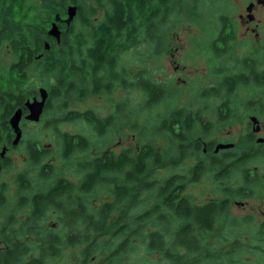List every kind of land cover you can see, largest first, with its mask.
I'll return each instance as SVG.
<instances>
[{
    "label": "trees",
    "instance_id": "trees-1",
    "mask_svg": "<svg viewBox=\"0 0 264 264\" xmlns=\"http://www.w3.org/2000/svg\"><path fill=\"white\" fill-rule=\"evenodd\" d=\"M71 4L78 10L68 25ZM209 9L219 10V1L0 0V48L11 53L0 72V155L15 137L9 118L20 107L27 113L26 100L38 96L28 87L35 76L49 91L43 116H51L43 127L51 130L60 160V166L50 162L53 153L38 138L23 137L12 146L24 148L33 169L16 176L12 205L10 184L0 181V264H57L75 249L81 260L69 264H264V218L232 211L233 202L264 197V143L248 135L243 145L215 153L217 142H206L214 124L203 118L201 107L166 106L154 115L181 92L154 79L146 65L132 73L123 64L126 54L141 47L150 50L148 59L161 55L166 32L183 21L202 23ZM218 12V20L206 19L217 30L208 46L216 59L233 53L237 37L226 7ZM57 15L60 44L48 34ZM262 56L254 46L251 56L237 57L238 74L232 63L215 68L218 82L198 93L202 102L219 98L221 127L241 117L233 94L237 84L245 91L264 86L256 72ZM116 90L142 95L130 123L139 136L137 148L111 149L90 135L62 130L64 123L81 122L99 140L110 130L119 133L124 101L104 116L73 108ZM261 104L254 107L262 114L260 99ZM150 122H158L156 131ZM164 136L170 143L162 152L153 138ZM188 160L194 162L177 172ZM0 165H12L10 156L3 162L0 157ZM161 169L175 171L159 179ZM204 178L220 198L196 203L186 191Z\"/></svg>",
    "mask_w": 264,
    "mask_h": 264
},
{
    "label": "rangeland",
    "instance_id": "rangeland-1",
    "mask_svg": "<svg viewBox=\"0 0 264 264\" xmlns=\"http://www.w3.org/2000/svg\"><path fill=\"white\" fill-rule=\"evenodd\" d=\"M218 1L219 10L226 7V14L230 15L236 23L237 37L233 46V55L231 54L225 58L216 59L210 53L208 46L217 30L215 29V25L209 24L206 19L218 20L219 10L216 11L209 9L205 11L207 17H204L202 23L183 21L171 31L166 32L164 52L161 55H155L148 59L150 50L141 47L137 52L132 51L126 54L123 57V64H126L127 68L132 73L134 70L140 68V65H146L154 79L166 83L169 86H173L181 92L176 100L167 101L165 105L155 108L154 115L163 111V108L166 106H189L193 102L195 107L203 108V118L214 124L212 135L211 137L206 138V142H234L236 146L239 147L245 143L248 134L252 132L251 129H248L245 122L246 119L248 120V115H245L246 100L251 98L250 93L244 92L243 89L239 91L236 97L238 105L237 114L241 117L238 121L233 123V125L231 124L225 127L220 126L219 118L216 113V106L221 104V101L217 100V98H209L202 102L200 98H198V93L205 87H210L218 82L219 77L214 73L215 68L222 67L223 64L225 66L230 65L234 57L251 56L254 46H257L258 50L262 52L263 47L261 48V46H264V4L258 3V0ZM251 2H255V7L253 8L255 20L253 21L249 19V12L246 9ZM214 23L218 24L217 22ZM138 54H142L140 60L138 59ZM10 62L11 53L5 46H3L0 48V72L6 70L7 64ZM28 87L29 89L34 90H38L40 87L47 88L43 85V82L35 76H32L29 80ZM141 96V93L136 90H116L112 96L89 97L83 104L79 106L73 105V108L75 107L80 110L93 108L99 115L104 116L114 111L116 103L124 101L127 105L126 111L124 112L123 117L120 118L119 125L117 126V128H119V133L116 129L110 130L104 136V139L99 140L91 132V128L85 123H64L61 128L62 130H67L71 133L82 132L90 135L89 137L94 141H97L98 144L105 142L111 149L115 148L116 150H120L127 147L137 148L140 142L139 136L131 127L130 123H133L134 119L132 118L136 117L140 108L138 103L142 101ZM146 112H148V110ZM50 116L51 114H48L45 117L42 116L39 122H31L28 120L23 121V137H25L26 142L30 138L40 139L41 145L51 149L50 152L53 153L50 162H56L60 166V160L58 159L59 151L56 147L55 138L51 130L43 127L45 124L44 119H49ZM143 117L144 115L141 116L140 119L142 120ZM140 122L145 123L144 121ZM149 125H151L153 130L155 129L156 131L158 122H150ZM261 125L262 130L259 133V136H264V119L261 121ZM150 134L152 135L153 133L150 132ZM196 138H198V135ZM153 142H155V146L162 152L165 151L167 144L170 143L167 136L153 138ZM6 154L10 156L12 165L5 170L1 168L2 175L0 181H5L10 184V188L6 195L10 199L9 204L12 205L15 203L13 198L15 195L16 176L23 170H32L33 167L29 166L27 163L28 158L24 153L23 147L19 150L10 148ZM193 162L194 161L189 160L184 162L177 169V172H185L186 164H192ZM70 166H72V164H70ZM174 171L175 170L170 169L158 170L157 177L159 179L166 178ZM213 188L214 185L211 181L208 178H204L199 183H191L187 188L186 195L196 203H204L213 198H220ZM232 211L237 215L252 213L257 216L258 221L262 220L264 218V197L248 199L242 202H233ZM78 254H80V251L75 249L70 252L66 259L59 260L57 264H69V262L74 259L81 260Z\"/></svg>",
    "mask_w": 264,
    "mask_h": 264
},
{
    "label": "water",
    "instance_id": "water-1",
    "mask_svg": "<svg viewBox=\"0 0 264 264\" xmlns=\"http://www.w3.org/2000/svg\"><path fill=\"white\" fill-rule=\"evenodd\" d=\"M258 3H262L264 2V0H258ZM255 7V2H251L248 6H247V11L248 13V17L251 21L255 20V15L253 14V8ZM77 6L76 5H69L68 7V17L65 18V22L69 25L77 16ZM60 20V16L57 15L56 19L53 21L50 29L48 30V34L55 38L57 40V43L60 44L61 43V35H62V30L58 24V21ZM45 47L46 49L50 48V43L49 42H45ZM38 96H35L33 98H30L28 100H26L25 102V107L27 108L28 113L24 114V110L20 107L18 109H16L13 114L11 115V117L9 118V122L10 125L14 131L15 137L13 139L12 144L13 145H18L20 143V141L23 138V128H22V121L23 119L31 121V122H39L42 118V116L44 115L45 112V108L47 106V102H48V98H49V91L47 88L45 87H40L38 90ZM251 120L253 121V123L256 125V123H258V119L257 117H252ZM261 126L260 125H256L254 127V132H258L260 131ZM264 138L263 137H259L258 138V142H263ZM235 147V143L234 142H218L215 145V149L214 152L218 153L220 150H225V149H230ZM6 151V148H3V152L2 155H4Z\"/></svg>",
    "mask_w": 264,
    "mask_h": 264
},
{
    "label": "flooded vegetation",
    "instance_id": "flooded-vegetation-1",
    "mask_svg": "<svg viewBox=\"0 0 264 264\" xmlns=\"http://www.w3.org/2000/svg\"><path fill=\"white\" fill-rule=\"evenodd\" d=\"M260 4H264V2H262V3H260ZM264 48V46H261V48ZM263 48H262V52H263V56H262V58L260 59V60H257L258 62H257V68H256V72L258 71V73H259V76H262V79H261V82H263L262 84H264V50H263ZM238 57V56H237ZM237 57H234L233 59H232V67H233V72H234V74H238L239 72H240V70H242V68H241V64H242V62H241V64H239L238 63V59H237ZM245 57H249V56H245ZM245 57H243V58H245ZM249 63V62H248ZM260 72H261V74H260ZM255 73V72H254ZM254 78H255V75L253 74L252 76H251V82H250V84H252V85H254L255 84V80H254ZM243 89V91L244 92H249L250 93V95H251V98H249V99H247L246 100V114L245 115H248L247 116V118H248V120L246 119V126H248V129H251V131L252 132H250L248 135H255L256 136V142L257 143H260V142H258V138L259 137H263L264 138V136H259V133L261 132V130H262V125H261V121L264 119V113H260L259 111H258V109H257V107L258 108H262V104L261 105H259V100L261 99L262 100V102L264 103V86L262 87V89H259V87H251V90H244V88L242 87V86H240L239 84H237V87H236V89L234 90V92H233V94H234V101H235V104H236V111H238V105H237V100H236V97H237V95H238V93H239V91L240 90H242ZM211 98H214V97H211ZM217 100H219V98H217ZM248 101H250V103H251V105L249 106L248 105ZM258 103V105H257V107H256V109H255V104H257ZM220 105V104H219ZM218 105V106H219ZM186 107H188V106H186ZM197 108V107H196ZM216 108H217V106H216ZM203 109V108H202ZM264 109V108H263ZM28 113V112H27ZM27 113H24V114H27ZM217 113V112H216ZM218 115V114H217ZM236 115L237 116H239L238 114H237V112H236ZM252 117H257V119H258V123H256V125H260L261 126V129H260V131H258V132H254V127L256 126L254 123H253V121L251 120V118ZM23 121H25V119H23ZM22 121V122H23ZM261 143H264V141L263 142H261ZM12 146H13V144H10V145H4V146H2V150H1V155H0V157H1V162H3V159L6 157V156H8L6 153H7V151H9V149L10 148H12ZM18 145H16V147H17ZM6 148V151H5V153H4V155H2V152H3V148ZM220 152V151H219ZM218 152V153H219ZM2 166L0 165V168H1Z\"/></svg>",
    "mask_w": 264,
    "mask_h": 264
}]
</instances>
